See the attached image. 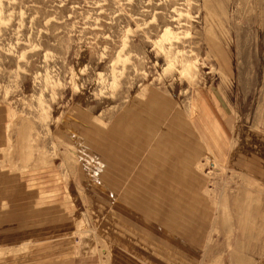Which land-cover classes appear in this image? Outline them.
Returning a JSON list of instances; mask_svg holds the SVG:
<instances>
[{
	"label": "rangeland",
	"instance_id": "374dc122",
	"mask_svg": "<svg viewBox=\"0 0 264 264\" xmlns=\"http://www.w3.org/2000/svg\"><path fill=\"white\" fill-rule=\"evenodd\" d=\"M0 264H264V0H0Z\"/></svg>",
	"mask_w": 264,
	"mask_h": 264
},
{
	"label": "bare ground",
	"instance_id": "6f19581e",
	"mask_svg": "<svg viewBox=\"0 0 264 264\" xmlns=\"http://www.w3.org/2000/svg\"><path fill=\"white\" fill-rule=\"evenodd\" d=\"M141 169H143V168H141ZM145 170V169H144ZM162 172V171H161ZM163 173V172H162ZM167 174V173H166ZM163 175V174H162ZM149 178V177H148ZM168 178V177H167ZM170 178V177H169ZM173 178V177H172ZM172 180H174V179H172ZM159 185V184H158ZM160 186V185H159ZM161 187V186H160ZM162 189H163V187H161ZM164 190H166V189H164ZM168 191V190H167Z\"/></svg>",
	"mask_w": 264,
	"mask_h": 264
}]
</instances>
